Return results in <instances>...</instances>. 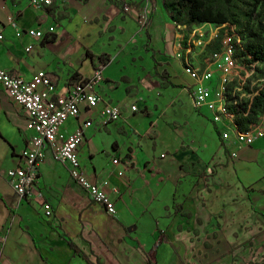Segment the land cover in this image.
Instances as JSON below:
<instances>
[{
  "label": "crops",
  "instance_id": "1",
  "mask_svg": "<svg viewBox=\"0 0 264 264\" xmlns=\"http://www.w3.org/2000/svg\"><path fill=\"white\" fill-rule=\"evenodd\" d=\"M144 8L151 13L142 31ZM182 25L165 0H54L43 8L0 0V67L11 75L30 80L43 70L63 94L105 64L101 101L82 106L61 131L93 121L79 157L117 209L110 215L95 203L52 150L32 195L16 194L6 171L22 164L33 131L0 83V264H264V137L227 141L228 121L195 107L186 60L195 69L206 60L192 53V38L178 56ZM231 79L222 78L220 106ZM106 103L121 108L120 120L102 115Z\"/></svg>",
  "mask_w": 264,
  "mask_h": 264
},
{
  "label": "built area",
  "instance_id": "2",
  "mask_svg": "<svg viewBox=\"0 0 264 264\" xmlns=\"http://www.w3.org/2000/svg\"><path fill=\"white\" fill-rule=\"evenodd\" d=\"M30 5L37 8L48 7L54 0H28ZM149 15L143 10L139 16L142 26L146 25ZM227 27L226 24H224ZM50 28H55L54 26ZM26 33L33 37L43 38V30L29 28ZM21 35L22 32L17 33ZM3 36L0 35V38ZM199 44H203L202 40ZM32 45L27 47L31 51ZM206 61V66H197L196 72H185L195 81L193 90L194 105L197 108L207 107L213 113V120L221 122L228 121V127L223 132V138L231 141L232 138L241 146L252 144L258 137H264L263 121L257 124V131L252 136L236 134L231 130L230 118L224 114V107L218 106L219 88L222 77L230 72V67H236L238 62L227 53V34L224 36V44L219 50L212 51ZM180 57V53H178ZM105 64L96 67L90 77H77L71 84L68 93H58L53 79L47 72L38 71L30 80L20 76H13L0 67V83L8 91L15 102L20 104L29 115L27 129L33 131L28 144L22 152V164L6 171L9 182L21 198L32 195L40 164L45 160L47 152L52 150L53 158L69 166L72 178L87 192L91 199L102 205L110 215H115L117 209L103 188L90 179L81 164L79 147L82 144L87 128L93 126L92 120L82 123L74 132L63 133L62 125L70 118H78L81 115L82 106L95 108L101 101V96L96 92V87L103 80ZM216 80V85L211 81ZM256 91L250 96H254ZM136 105L132 110L136 111ZM102 115L109 121H118L122 117L121 108L112 103H106L101 111ZM113 162H118L114 159ZM37 196L43 197L41 192ZM50 214L52 207L49 203L45 205Z\"/></svg>",
  "mask_w": 264,
  "mask_h": 264
},
{
  "label": "trees",
  "instance_id": "3",
  "mask_svg": "<svg viewBox=\"0 0 264 264\" xmlns=\"http://www.w3.org/2000/svg\"><path fill=\"white\" fill-rule=\"evenodd\" d=\"M169 6L174 20L179 24H201L214 23L217 25H228L236 22L231 11L233 0H165ZM254 7L259 5L264 8V0H254ZM254 12V11H253ZM251 15V14H250ZM238 22V21H237ZM247 33H241L244 40L245 50L242 47L245 60L248 63H264V20L258 21V27L247 26ZM240 36V35H239ZM220 37L218 38V40ZM220 39V47L222 46ZM218 44L208 46V51H215ZM237 48L232 43H227V50L233 51ZM235 61L238 62L236 54H232ZM230 82L223 85V104L224 114H226L232 123L235 122L238 130L243 135H248L257 129V124L263 121L264 117V85L255 89L256 94L248 102L238 101L230 92L228 86ZM231 86V84H230ZM220 106V105H218ZM234 121V122H233Z\"/></svg>",
  "mask_w": 264,
  "mask_h": 264
},
{
  "label": "rangeland",
  "instance_id": "4",
  "mask_svg": "<svg viewBox=\"0 0 264 264\" xmlns=\"http://www.w3.org/2000/svg\"><path fill=\"white\" fill-rule=\"evenodd\" d=\"M254 2V0H233L231 3V11L236 22L230 24V28L214 23L186 24L184 26L182 25L178 34V53L183 54L185 52V48L188 46L187 41L192 38V53L196 51L197 55L202 59V63L208 60L209 53L212 52L208 51V46L212 45L214 47L215 44H218L219 46L216 50H219L220 39L223 38L221 44L223 46L224 36L227 34V43L230 42L237 46L233 51L227 50V53L230 57H233L232 54H236V57H238V65L236 67H230L232 79L230 81L231 86L230 84L228 86L231 88L230 92L232 96L237 98L238 101L243 102V104L251 99L250 94L253 93V90L264 85V63H248L245 60L244 53L241 54L243 51L242 47L245 50L244 40L240 38L241 33H247V26L256 29L258 27V21L264 20V8L260 5L255 8ZM145 9L150 17L151 9L144 8L143 10ZM143 10L139 12V16ZM148 23L149 20L146 25L142 26L139 22V29L144 31ZM219 37L220 39L218 40ZM200 40H202L203 44H199ZM201 66L204 67L206 64H202ZM186 67L191 72H196V69L188 59L186 60ZM255 130L257 131V129Z\"/></svg>",
  "mask_w": 264,
  "mask_h": 264
},
{
  "label": "bare ground",
  "instance_id": "5",
  "mask_svg": "<svg viewBox=\"0 0 264 264\" xmlns=\"http://www.w3.org/2000/svg\"><path fill=\"white\" fill-rule=\"evenodd\" d=\"M225 75V74H224ZM223 78V77H222ZM220 89V88H219ZM251 97H254V96H251Z\"/></svg>",
  "mask_w": 264,
  "mask_h": 264
},
{
  "label": "water",
  "instance_id": "6",
  "mask_svg": "<svg viewBox=\"0 0 264 264\" xmlns=\"http://www.w3.org/2000/svg\"><path fill=\"white\" fill-rule=\"evenodd\" d=\"M49 76H51V75H49Z\"/></svg>",
  "mask_w": 264,
  "mask_h": 264
}]
</instances>
